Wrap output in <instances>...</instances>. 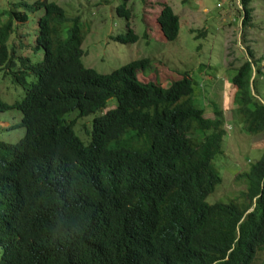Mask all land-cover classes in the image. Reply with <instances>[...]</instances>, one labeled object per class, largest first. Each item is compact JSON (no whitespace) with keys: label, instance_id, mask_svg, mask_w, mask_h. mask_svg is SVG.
<instances>
[{"label":"trees","instance_id":"16d2710c","mask_svg":"<svg viewBox=\"0 0 264 264\" xmlns=\"http://www.w3.org/2000/svg\"><path fill=\"white\" fill-rule=\"evenodd\" d=\"M129 1L116 8L125 32L112 38L124 45L139 38ZM251 1L238 0L242 22ZM157 5L156 36L172 42L178 17ZM16 7L0 11V74L23 94L12 104L0 98V113L18 111L24 134L0 141V264H252L264 251V147L236 176L238 197L209 204L222 181L215 164L230 115L212 101L199 106L186 73L166 88L139 81L148 58L105 75L86 68L77 18L48 0ZM25 12L39 15L38 62L24 48ZM254 71L247 60L230 77L231 102L242 132L264 140ZM89 115L84 145L73 126Z\"/></svg>","mask_w":264,"mask_h":264},{"label":"rangeland","instance_id":"374dc122","mask_svg":"<svg viewBox=\"0 0 264 264\" xmlns=\"http://www.w3.org/2000/svg\"><path fill=\"white\" fill-rule=\"evenodd\" d=\"M48 1L63 8L68 18L78 19L84 36L81 62L86 68L105 75L131 61L148 58L150 64L138 74L139 81L166 88L181 80L186 73L195 84V98L199 106L207 109L208 102L212 101L230 115L232 120L228 119L225 123L224 154L217 157L215 164L222 181L208 196L207 202L213 204L237 198L244 190V183L237 181L236 176L260 157L264 140L242 132V124L234 121L231 102L234 89L229 79L249 60L255 70L259 68L257 74L255 71L252 73V79L257 95L264 100V0L251 1L248 6L251 11L245 22H242L245 11L238 5V0H130L127 4L131 12L129 24L139 38L136 43L126 45L112 40L125 32V21L116 14L121 0ZM17 3L18 0H0V11H18ZM157 4H167L178 17L179 32L172 42L156 36ZM26 14L27 21L21 26L23 44L26 50L30 48L33 61L38 62L42 52L36 53L33 49L39 15ZM144 15H149L153 29L152 35L147 38L144 37L147 32L142 21L147 19ZM14 45L17 46L16 40ZM201 66L203 69H199ZM0 82V98L6 103H14L19 99L18 95L23 94L22 88L13 84L11 79L3 80L2 73ZM114 103L112 100L107 108H112ZM92 118V115L79 118L73 126V133L84 145L90 140ZM19 120L16 110L0 113V141L17 142L24 134V129L18 126ZM128 140V135L123 136L122 142ZM252 264H264V251Z\"/></svg>","mask_w":264,"mask_h":264}]
</instances>
